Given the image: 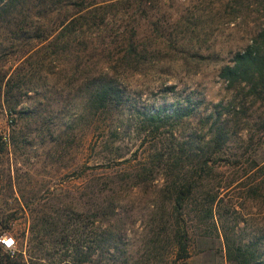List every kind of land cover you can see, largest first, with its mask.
I'll return each mask as SVG.
<instances>
[{"label":"rangeland","instance_id":"obj_1","mask_svg":"<svg viewBox=\"0 0 264 264\" xmlns=\"http://www.w3.org/2000/svg\"><path fill=\"white\" fill-rule=\"evenodd\" d=\"M76 1L0 0V76L11 75L7 100L16 110L9 114L1 97L0 253L27 264H76L69 254L71 231L82 230L83 217L107 197V185L90 194L92 181L102 179L101 167L93 166L104 168L111 160L118 169L141 164L153 147L171 140L190 139L196 153L210 151L208 125L220 113L229 132L219 152L223 159L208 161L209 174L198 176L196 191L183 203L189 255L179 264H230L222 229L257 240L255 254L262 261L264 104L239 87H227L217 74L262 23L260 0H118L107 9L109 29L86 30L61 51L43 48L46 40L39 35L73 12ZM131 23L138 25L137 46L124 56L122 41ZM113 32L118 38L109 36ZM101 76L122 96L95 109L87 89ZM162 102L175 107L177 116L151 130L143 112ZM187 103L191 109L184 114L178 105ZM193 166L187 159V180L196 176ZM163 176L157 167L139 188L118 181V248L95 264H171ZM208 188L217 190L212 218L200 204ZM44 216L56 223L53 230L42 229ZM8 237L10 247L1 242Z\"/></svg>","mask_w":264,"mask_h":264},{"label":"trees","instance_id":"obj_2","mask_svg":"<svg viewBox=\"0 0 264 264\" xmlns=\"http://www.w3.org/2000/svg\"><path fill=\"white\" fill-rule=\"evenodd\" d=\"M104 1H76L77 7L73 12L63 14L51 31L39 35L40 41L46 40L42 44V47L49 49L50 52L61 51L67 48L72 38H82L86 30L91 31L92 28H95L99 29L98 31L100 32L106 28L109 29L110 27L106 26L108 21L105 19L107 9L117 5L118 0ZM260 2L264 17V0H260ZM126 23L127 25L129 24V22ZM137 26V23H131L126 29L128 34L125 36L126 40L122 41L124 56L132 53L137 46L133 38ZM121 30L122 32L125 31V27H122ZM112 34L109 36H116L118 38V32L116 34L113 32ZM217 74L227 87H239L245 92V95H250L253 100L257 99L264 104V18L255 32L250 36L248 42L242 48L233 51L228 61L219 66ZM11 80V75L6 76V74H3L0 76V99L2 97V103L3 101L6 103L9 114L16 112L14 105L8 104L7 100L8 93L12 89ZM87 92L88 101L95 109H106V106L114 98L120 99L122 96L120 90L106 76L92 79ZM185 101L189 102L190 98L186 97ZM220 103L217 101L214 105L217 106ZM169 104L172 105V103ZM178 107L182 109L183 113L185 111L184 114H188L191 109L188 103L178 105ZM175 112V107L168 108L167 103L162 102L144 111L143 120L149 122L151 130H155L164 120L175 118L177 116ZM220 116L221 114L217 113L208 125L210 134L205 142L210 147V151L196 153L190 149V139L171 140L167 142L166 147L162 146V144L153 147L154 151L149 152L146 157L141 159V164H137L138 162L136 161L130 162L128 165L126 163L118 169V162H112L113 160H111L104 165V168L102 165L93 166L95 169L101 167V172H98L97 175H102L100 177L102 179L95 183L92 181L90 194L93 196L95 194L94 189L98 192L107 185V197L103 200L105 203L95 202L93 208L83 217L87 219V222L82 221L84 227L82 230L74 228L71 231V237L75 241L69 250L72 262L79 264L90 261L92 262L91 264H95L101 261V257L106 255V252L110 253L118 248V213L115 210L118 206V181L128 188H139L144 185L145 181L151 178L152 174L156 172L157 167L164 169L163 183L168 192L170 213L165 228L170 234L168 238L172 254L171 264H179L185 257H188L189 233L181 217L183 203L190 194L196 191L195 187L199 184L198 176L209 174L211 165L208 164V161L217 162L223 159L219 152L222 150L229 132L226 129L227 119H223L222 117L221 120ZM259 124L260 127H264V120L259 122ZM187 159H191V163L194 164L193 171L196 173L195 178L191 177L190 180H187L185 177L186 170L184 169V164ZM91 167L90 169H92ZM261 170L262 172L264 171V160L261 162ZM94 173L96 172L90 170V176H94ZM103 177L105 178L103 179ZM98 178L96 177L94 180ZM262 184L264 185V182ZM203 194L205 198L200 203L203 204L201 205L203 215L212 218L213 203L217 196V190L211 191L208 188L205 191L203 190ZM40 221L42 229L49 225L50 229L53 230L56 224L45 216L41 217ZM62 224L67 227L71 225L70 222H62ZM86 226L87 228H85ZM222 230L224 254L230 264L264 263V259L262 262L259 260V254H255L257 240H245L242 236L234 234V232ZM66 238V234H58L59 240L62 239L64 242ZM81 238H83V243H81ZM112 259L114 260V258ZM115 261L116 259L113 262L116 263ZM0 264L27 263L10 258L8 253L3 252L0 253ZM104 264L108 263L105 262Z\"/></svg>","mask_w":264,"mask_h":264},{"label":"built area","instance_id":"obj_3","mask_svg":"<svg viewBox=\"0 0 264 264\" xmlns=\"http://www.w3.org/2000/svg\"><path fill=\"white\" fill-rule=\"evenodd\" d=\"M12 238L8 237V238H1V242L6 246V247H10L12 245Z\"/></svg>","mask_w":264,"mask_h":264}]
</instances>
